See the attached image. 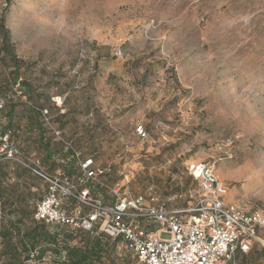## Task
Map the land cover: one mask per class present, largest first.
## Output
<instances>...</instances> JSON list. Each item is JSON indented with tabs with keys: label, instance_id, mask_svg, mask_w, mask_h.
Listing matches in <instances>:
<instances>
[{
	"label": "rangeland",
	"instance_id": "1",
	"mask_svg": "<svg viewBox=\"0 0 264 264\" xmlns=\"http://www.w3.org/2000/svg\"><path fill=\"white\" fill-rule=\"evenodd\" d=\"M2 19L0 99L25 157L67 173L68 142L131 193L181 204L199 190L187 164L206 161L229 202L264 211V0H0ZM27 183L33 210L45 184ZM63 260L49 251L34 264ZM238 260L264 264V249ZM94 264L137 263L107 241Z\"/></svg>",
	"mask_w": 264,
	"mask_h": 264
},
{
	"label": "built area",
	"instance_id": "2",
	"mask_svg": "<svg viewBox=\"0 0 264 264\" xmlns=\"http://www.w3.org/2000/svg\"><path fill=\"white\" fill-rule=\"evenodd\" d=\"M5 108L0 99V157L27 169L46 186L35 207L37 222L102 234L137 264H241L240 254H248L255 245L264 249V211L229 202L228 188L215 164H187V173L199 190L183 204L179 203L182 194L162 199L152 187L147 193H131L121 182L112 181L110 165L83 158L68 142L64 149L78 172L72 176L50 173L40 158L25 157L4 131ZM42 114L49 123L48 111ZM136 132L147 136L142 125Z\"/></svg>",
	"mask_w": 264,
	"mask_h": 264
},
{
	"label": "trees",
	"instance_id": "3",
	"mask_svg": "<svg viewBox=\"0 0 264 264\" xmlns=\"http://www.w3.org/2000/svg\"><path fill=\"white\" fill-rule=\"evenodd\" d=\"M0 29L4 35L3 43L5 46L9 37L8 29L3 19L0 22ZM6 54L9 55L8 53ZM12 59L16 60L15 57H12ZM5 114L7 121L3 128L6 133H9L13 142L11 131L14 118L13 110L6 112L5 108ZM45 145L47 146V144ZM46 150L48 151L47 156H51L52 153L49 146H47ZM83 158L86 159L88 157ZM67 159L73 163V167L67 172L72 176L78 172L75 160L70 156ZM91 159L97 165L95 159ZM10 170L16 175V183L10 182ZM32 177L34 178L35 176L27 169L0 157V212L4 215L7 212L6 210L11 212V216L6 222L5 219L0 221L1 264H34L36 261H41L49 251L54 252L57 257L64 258L63 264H94L97 261L99 262L105 253L107 241H110L102 234L87 233L92 235V238L83 239L85 242L84 246H72L70 242L76 238L77 233L83 231H74L68 227L52 228L35 220V208L33 210L30 209L27 193L19 189L20 186L28 187L27 179ZM44 187L45 189L39 200L45 194L46 186L44 185ZM112 243L117 247L115 242Z\"/></svg>",
	"mask_w": 264,
	"mask_h": 264
}]
</instances>
